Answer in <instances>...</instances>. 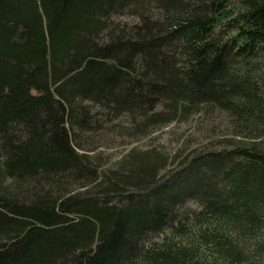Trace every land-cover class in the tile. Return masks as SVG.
Instances as JSON below:
<instances>
[{
	"label": "trees",
	"instance_id": "1",
	"mask_svg": "<svg viewBox=\"0 0 264 264\" xmlns=\"http://www.w3.org/2000/svg\"><path fill=\"white\" fill-rule=\"evenodd\" d=\"M0 264H264V0H0Z\"/></svg>",
	"mask_w": 264,
	"mask_h": 264
},
{
	"label": "rangeland",
	"instance_id": "2",
	"mask_svg": "<svg viewBox=\"0 0 264 264\" xmlns=\"http://www.w3.org/2000/svg\"><path fill=\"white\" fill-rule=\"evenodd\" d=\"M191 122L192 121L190 120V121H186L185 123H177L174 126L167 127L164 131L165 133L161 134L160 137H157L158 134L156 135L157 141L167 145L169 151L170 149H173L177 146H182L183 142L181 139L185 136V133L186 135L189 134L188 137L189 138L192 137V139L198 136L196 135L195 131L192 133H189L191 129L189 125L191 124ZM199 140L200 139H197L196 141H199ZM112 147L113 146H110L109 148H107V149H110L108 152V155L111 156L113 159H115L116 157H118L121 151L117 150L116 148H112Z\"/></svg>",
	"mask_w": 264,
	"mask_h": 264
}]
</instances>
